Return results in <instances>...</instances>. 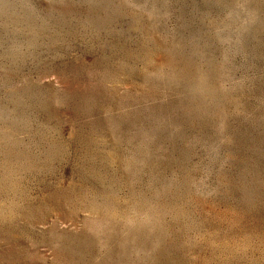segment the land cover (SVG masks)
Returning <instances> with one entry per match:
<instances>
[{
  "label": "rangeland",
  "instance_id": "1",
  "mask_svg": "<svg viewBox=\"0 0 264 264\" xmlns=\"http://www.w3.org/2000/svg\"><path fill=\"white\" fill-rule=\"evenodd\" d=\"M0 264H264V0H0Z\"/></svg>",
  "mask_w": 264,
  "mask_h": 264
}]
</instances>
